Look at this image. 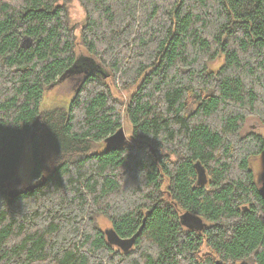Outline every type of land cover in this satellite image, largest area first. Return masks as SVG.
<instances>
[{"label": "trees", "instance_id": "trees-1", "mask_svg": "<svg viewBox=\"0 0 264 264\" xmlns=\"http://www.w3.org/2000/svg\"><path fill=\"white\" fill-rule=\"evenodd\" d=\"M73 1L0 0V264H264V135L242 134L264 124V0H76L103 74L76 66ZM71 79L69 107L44 111ZM125 114L138 143L97 151ZM28 141L43 181L11 195Z\"/></svg>", "mask_w": 264, "mask_h": 264}, {"label": "rangeland", "instance_id": "rangeland-1", "mask_svg": "<svg viewBox=\"0 0 264 264\" xmlns=\"http://www.w3.org/2000/svg\"><path fill=\"white\" fill-rule=\"evenodd\" d=\"M70 10L73 23L78 25L76 32L78 60L76 66H80L83 68H94L103 74L104 70L101 63L92 59L89 55L84 56L87 50L83 46L84 44H82V27L85 22V11L83 6L79 1L75 0L70 4ZM224 64L225 57L223 54L208 63V70L217 72ZM77 81V79L65 80L48 88L44 98V105L42 106V109L44 111H47L54 108H68L71 101L76 96V89L78 87ZM108 82L112 85L115 95L125 101H128L130 95L135 90L134 87L130 90H122L119 89L112 80L109 79ZM123 128L129 144H137L138 142L133 137L132 124L126 114L123 116ZM250 132H256L264 135V124L256 117L248 118L245 126L242 129V134H247ZM107 144V141L100 142L98 144L97 151H103L107 147ZM251 167L255 172L256 182L262 184L264 180V152L251 159ZM33 170L34 160L32 147L30 142L28 141L25 145V151L21 164L18 168L17 177L9 188V192L11 195H16L22 191L32 189L42 183V179H36L32 176ZM204 223L205 221H202L201 219L192 218L191 221L186 224V226L201 230L205 226ZM98 224L105 231L108 240L114 245L117 250L128 251L133 247V243H131L129 240L122 239L112 230L111 222L107 217L100 216L98 218Z\"/></svg>", "mask_w": 264, "mask_h": 264}, {"label": "water", "instance_id": "water-1", "mask_svg": "<svg viewBox=\"0 0 264 264\" xmlns=\"http://www.w3.org/2000/svg\"><path fill=\"white\" fill-rule=\"evenodd\" d=\"M106 141L108 142L107 144V149H112V148H119L122 146H125L129 143V141L126 138V134L124 131V128H121L118 132H116L115 134L111 135L109 138L106 139ZM199 174H200V181L199 183L207 182V174L205 169H202L201 167L199 168ZM260 195L261 197L264 199V180L260 186ZM188 213L184 214V219L187 217ZM145 223L143 224V226L140 228V231H142L143 227H144ZM133 241V240H130ZM220 264V263H218Z\"/></svg>", "mask_w": 264, "mask_h": 264}]
</instances>
